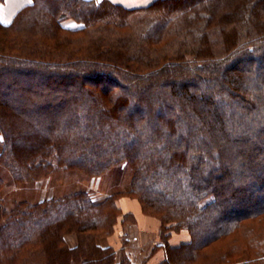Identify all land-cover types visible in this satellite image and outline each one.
Segmentation results:
<instances>
[{
    "label": "trees",
    "instance_id": "16d2710c",
    "mask_svg": "<svg viewBox=\"0 0 264 264\" xmlns=\"http://www.w3.org/2000/svg\"><path fill=\"white\" fill-rule=\"evenodd\" d=\"M233 1L30 0L0 21V169L77 178L0 195V264H136L96 242L132 196L160 224L157 264H264V0ZM106 176L125 186L98 198Z\"/></svg>",
    "mask_w": 264,
    "mask_h": 264
},
{
    "label": "rangeland",
    "instance_id": "374dc122",
    "mask_svg": "<svg viewBox=\"0 0 264 264\" xmlns=\"http://www.w3.org/2000/svg\"><path fill=\"white\" fill-rule=\"evenodd\" d=\"M233 2V0H226L224 4L218 5L216 8V16L221 17V14L223 15L225 13L224 11L226 6L232 5L231 3ZM20 6L22 7V5ZM20 6H16L15 8H18L17 10H19V8H21ZM0 176L3 177L5 183L3 185V189L0 192V195L3 198L2 200H4L8 207H12L13 203L18 200L37 201L39 200V198H45L51 194V191L54 187H56L57 191L59 190L60 193L69 191L71 185L70 183H74L73 180L76 181L77 179L75 177L72 178L70 176V173H66L60 175L57 174L55 176H52L50 179L40 178L39 180H33L31 182L29 181L24 183H16L11 180L5 168L0 169ZM111 181L112 180H110L107 176L104 177V183H102V185L104 188H106V190H102V186L101 188H99V186L97 188V180H94L92 184L93 189L95 190L94 195L98 198H103L106 196V192H108L109 190H119L120 188L125 186V182L122 179L121 185L110 187L109 185ZM123 201H129V203H137L140 211L139 219L134 212L130 211L134 214L135 219H131V217H128L123 223L118 222L114 227V232L108 235L105 234L99 236L96 239V242L102 246L113 247L112 249H114L116 252V260H119L122 255L127 254L136 264H157L164 258L163 248H155L157 244H160L163 241V237H161L162 231L160 229L159 222L157 221V219L152 218L148 215L146 216V214L142 212L141 204L135 197H122L118 200V204L122 206ZM122 208L124 211V207ZM187 232L188 231L186 229H180L175 232H170L171 234L168 238L169 243L175 245L180 243L181 241L189 240V234ZM64 239L67 244L71 246L75 245L77 241L76 235L74 233L65 234ZM124 240H126L127 242H125ZM215 247L216 251H218V245H216ZM210 257H212V255L208 256L207 259L200 257L199 263L209 261L208 259ZM242 261L243 257H241L236 262V264H240Z\"/></svg>",
    "mask_w": 264,
    "mask_h": 264
},
{
    "label": "crops",
    "instance_id": "0c3cea01",
    "mask_svg": "<svg viewBox=\"0 0 264 264\" xmlns=\"http://www.w3.org/2000/svg\"><path fill=\"white\" fill-rule=\"evenodd\" d=\"M29 1L30 0H4V3L0 5V21L5 24L9 22L12 19L14 13L18 9L15 7L20 5L23 6L27 4ZM112 1L116 3H120L126 7H135V6L145 5L151 0H112ZM122 207H124L125 210L134 212L139 219L140 211L137 203H133V202L129 203V201H123Z\"/></svg>",
    "mask_w": 264,
    "mask_h": 264
}]
</instances>
